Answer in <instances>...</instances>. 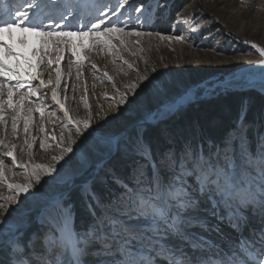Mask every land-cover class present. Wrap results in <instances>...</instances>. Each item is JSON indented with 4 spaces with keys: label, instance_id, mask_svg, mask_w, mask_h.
<instances>
[{
    "label": "snow or ice",
    "instance_id": "6c2138e0",
    "mask_svg": "<svg viewBox=\"0 0 264 264\" xmlns=\"http://www.w3.org/2000/svg\"><path fill=\"white\" fill-rule=\"evenodd\" d=\"M128 5L129 0H116V5L107 11L97 9L98 16L92 17L93 5L85 0H69L67 3L60 0L54 7L63 9L60 13L63 28L76 29L74 31L46 30L40 18L41 0H23L15 8H6V18L0 19V96L7 88V100L0 99V124L7 127L3 114L5 104L17 111L11 121L13 135H16L21 119L24 132H29L33 111L39 112L43 119L46 107L43 100L35 108H27L28 115H20L25 111V101L31 104V98L46 86L42 79L38 86L32 84L38 75L28 72L27 82L21 75L22 70L35 69L45 62L29 42V36L39 38L40 47L45 53L52 50L53 44L68 45L71 55L76 58L73 63L81 67L88 51L104 53L107 50L111 55L114 50L119 51L114 40L125 46L126 36L152 35L150 32L125 31L120 17L123 15L121 10ZM135 11L141 12V8L137 7ZM78 17L82 21L79 28H76V23H67L70 18L77 21ZM55 29H61V24H55ZM85 38L90 40V44L83 43ZM160 39L184 41L185 37L161 35ZM251 46L264 57V48L255 43ZM30 48L33 49L32 55L28 53ZM54 50L61 55L55 60L57 88L51 92V101L63 114L61 126L62 129H69V134L66 139L64 131H61L56 145L58 154L52 156V164L18 162L14 154L16 145L0 152V185H6L8 191L14 193L2 198L4 202L0 203V216L10 213L11 205L18 206L22 202L19 200L22 194H27L23 195L25 200L28 195L34 196L33 189L42 184V178L55 179L53 174L59 173L57 165L72 162L76 151L74 145L78 146V139L92 128L91 111L83 118L70 115L58 98L62 77L59 65L63 53L58 46ZM34 56L37 64H33ZM9 57L16 61L15 67L8 63ZM46 62L50 65L54 61L48 59ZM257 63L264 64V59ZM24 65L28 69H24ZM91 67L98 71L96 64ZM128 67L132 68L133 65L128 64ZM103 76L108 82H113V77L107 71ZM94 78L100 79L95 73ZM149 79L147 75L139 76L137 82L125 85L124 93L114 89L119 95V105L129 103L128 93L135 94L142 83ZM11 80L16 83L9 86ZM22 88L27 90L21 92ZM14 93L18 95L15 103ZM200 93L214 94L215 86L209 88L205 85L187 90L152 113L145 123L161 121L168 112L181 109ZM104 99L110 97L105 96ZM83 102L86 108L90 107L86 98ZM113 110L119 112L122 109L114 107ZM246 116L247 108L242 104L235 127L229 129L218 142H213L214 150L209 147L207 151L203 148L197 151L190 145L169 143L168 147L154 153L152 145L139 131L128 136L122 144L116 142L115 138L102 140L101 144L109 146V161L113 158L112 145L116 144L118 160L116 163L106 162L97 168L86 154L76 162L88 174V178L76 186L83 205L79 227L75 219V206L62 197L52 200L45 207L49 224L47 242L52 250L53 264H58L57 255L63 257L62 264H264V140L260 141L258 152L252 150L245 131ZM73 127L75 136L71 134ZM40 131L44 132L43 125ZM163 135L167 138L166 130ZM34 143V140H25L29 149L33 148ZM0 145L7 147L3 140H0ZM39 146L45 149L51 145L40 140ZM5 158H10V165ZM14 169L22 170L24 183L9 181V173L19 174ZM246 209L260 213L258 238L254 231L248 237L241 235L237 241L219 246L208 243L203 236L190 231L198 228L202 232L220 233V224L223 223L242 233L246 225L242 216ZM206 210L218 223L210 224L208 217L201 215ZM94 252L103 253L104 258L90 259Z\"/></svg>",
    "mask_w": 264,
    "mask_h": 264
},
{
    "label": "rangeland",
    "instance_id": "374dc122",
    "mask_svg": "<svg viewBox=\"0 0 264 264\" xmlns=\"http://www.w3.org/2000/svg\"><path fill=\"white\" fill-rule=\"evenodd\" d=\"M2 1L6 2L7 0ZM59 2L60 0H41L42 15L40 18L44 21L45 27L50 22L54 25L61 23L60 13L63 9L54 7V4ZM64 2L67 3L69 0H64ZM14 3L21 4L23 0H14ZM92 5L91 16L95 17L98 16L97 9L107 11L108 8L116 5V0H95ZM137 7L141 8V12L135 11ZM121 11L123 15L120 19L126 32L135 30L144 33L150 32L152 35L126 36L124 37L125 46H121L118 40H114L113 43L119 51L114 50L111 55L107 53V50L104 53L88 51L87 59L83 60L82 66L78 68L73 63L76 58L71 55L69 46L64 45L67 61L62 63V68L65 70L74 68L72 72L76 80L70 82L73 84L66 82L68 86H65L64 82L61 84V97L68 100L73 116L83 118L91 111L92 128L78 139V146L74 145L76 151L72 162L69 164L60 162L57 165L59 173L53 174L55 179L42 178V184L33 189L34 196L28 195L25 200L23 195L27 194H22L19 198L22 202H19L18 206L11 205L12 211L5 216H0V264H20L14 261L16 255L12 242L23 248V258L26 259L24 264H34L33 261L35 264H53L52 250L47 242L49 224L48 221H41L46 205L51 202L48 198L62 197L66 202L74 205L75 219L77 220L78 216L82 214L83 205L76 191V186L86 180L88 174L81 170L76 162L83 159L86 154L90 158L91 164L97 168L106 162L116 163L118 160L116 148L113 145V158L111 161L108 160L109 146L101 144L102 140L106 141L118 137V143L122 144L124 139L139 131L143 133L146 141L151 145L153 144L154 153L159 151L158 149L155 150V147L164 146L165 143L173 144V140L178 139L182 142L181 145H190L197 151L202 148L207 151L209 147L214 150L213 141H210L209 137H204L199 125L193 121V128L189 129V123L185 122L184 116L192 113L191 109H194L199 103L212 102L213 99H219L222 94L228 92L239 91L244 94L245 97L242 98L247 112H250L251 107L256 105V98L251 96L253 92H257L264 98L259 91L253 88L241 91L239 88L232 89L218 85L215 86L214 94L200 93L181 109L168 112L161 121L152 124L144 123L145 119L156 108L166 105L187 90L193 87L203 88L205 85L211 88L214 84L231 75L234 76L240 69L260 59L259 52L251 45L255 43L259 47L264 43V0H129V5ZM49 15L51 16L50 19H45ZM104 18L107 19V17ZM81 22L78 17L77 21L71 23H76L77 27L81 25ZM193 28L198 30L192 31ZM74 30L76 29H64V31ZM161 35L165 37L179 35L185 37V40H161ZM33 38V36H29V42L32 44L35 41V38L32 40ZM137 41L139 43H136ZM83 43L88 45L90 40L85 38ZM55 47L50 50L51 52L49 51L50 55L49 53L46 54L49 56L48 59L53 61L60 54L53 50ZM30 53H33V49ZM125 61L127 63H124ZM8 63L13 67L16 66V61L11 57L8 58ZM47 64H41L37 71L45 66L52 68V64ZM92 64L97 65L98 71L91 67ZM128 64L133 65V67L129 68ZM23 68L27 69V65H24ZM105 71L113 77V82H108L104 78L103 73ZM28 72L29 70L21 71L25 82L28 80ZM78 72L80 78L77 76ZM94 73L100 79H95ZM141 75H147L150 79L144 81L135 94L128 93L129 103L119 105V95L114 89H118L121 93L126 92L125 85L137 82ZM51 76L48 73L44 77L46 86L40 89L41 93L45 88H51L54 85ZM48 81H52V83L49 84ZM15 83V80H11L9 86ZM33 85L38 86L37 84ZM26 90V88H22L21 92ZM40 92L31 98V104L27 100L25 101V111L20 113L21 116L28 115L27 108L37 106L40 102ZM105 96L110 97V99H104ZM85 98L89 108L84 106ZM0 99L7 100V88H5L4 95L0 96ZM17 99L18 95L14 93L13 102L15 103ZM248 104H250L249 108L247 107ZM114 107H119L122 110L114 111ZM57 108L56 105L45 107L44 113L47 117L43 123L44 132H41V127L37 125L39 112L33 111L31 113L32 118L30 117L29 120V132L27 134L24 132L23 120L21 119L18 122L17 133L13 135L11 121L12 116L17 115V111L9 109L5 104L3 114L7 121V127L5 128L4 124H0V140H3L7 147L0 145V152L7 151L12 145H16L14 154L18 162L54 163L52 156L58 154L56 145L59 142L58 137L61 131H64L66 139L69 134V129H62L63 114ZM224 110H228L226 104ZM53 112L56 113L55 116L52 115ZM259 112L261 114L256 115V120L253 119L249 122L246 118L245 123V131L251 148L256 152L259 151L260 141L264 140V100ZM228 116L229 113H227ZM177 121L178 125H175L174 123ZM233 127H235V122ZM151 130H158L161 133L164 144H161L157 139L153 142L150 137H147ZM164 130L167 131V138L163 135ZM71 134L75 136L74 127L71 128ZM52 137H56V139H52ZM26 139L35 141L32 149H29L25 144ZM40 140H44L45 144L51 146L41 149ZM5 159L6 163L10 165V158ZM73 163L75 164L74 167ZM117 170L119 171L118 164ZM14 171L19 174L9 173V181L24 183L22 170L14 169ZM11 194L14 193H10L6 185H0V203L4 202L2 199L4 196ZM207 212L204 211L201 214L205 216L204 213ZM258 212V210H244L242 219H247L245 226L248 223H253L254 217L258 220ZM209 217L212 218L210 215ZM209 223L216 224V222ZM77 226L79 227V224ZM190 231L198 236L214 234L202 232L198 228L190 229ZM223 244L224 242H221L216 245L222 246ZM25 250H27V254H25ZM98 258H104V254L94 252L90 257V259ZM56 259L58 264H62L63 257L57 255Z\"/></svg>",
    "mask_w": 264,
    "mask_h": 264
},
{
    "label": "bare ground",
    "instance_id": "6f19581e",
    "mask_svg": "<svg viewBox=\"0 0 264 264\" xmlns=\"http://www.w3.org/2000/svg\"><path fill=\"white\" fill-rule=\"evenodd\" d=\"M95 0H86L85 2L86 3H89V4H93V2H94ZM11 6L12 7H16L17 5H15V4H11ZM51 15V14H50ZM49 15V17H51ZM54 16V15H53ZM72 22V20H71V18L69 19V21H67V23H71ZM60 23V22H59ZM61 24V29H55V25L54 24H52L51 22L50 23H48V24H46V30H48V29H52V30H64V29H67V28H63V22H61L60 23ZM81 26V25H80ZM80 26H77L76 28H79ZM17 34V33H16ZM34 37V36H33ZM32 38V37H31ZM35 38V41L37 42V43H34L33 42V45H34V47H35V49L37 50V54L39 55V56H42V57H44V60H45V62L44 63H41V64H45V63H47L46 61L48 60V57L49 56H47L46 54H48L49 53V55H50V52H47V53H45L44 52V50L40 47V40H39V38H37V37H34ZM34 38L32 39V40H34ZM31 39H30V41H32ZM31 43V42H30ZM32 44V43H31ZM64 45L65 44H60V45H56V44H53L52 46H51V48H54L55 46H58V47H60L61 49H62V53H63V59L61 60V63H60V65H59V67H60V69H61V72H62V77H61V83H60V85L58 86V98L61 100V103H64L65 104V106H66V108L69 110V112H70V115H73V113H72V111H71V106H70V104H69V102H68V100L67 99H62V97H61V91H60V86H61V84L64 82V84H65V86L67 85L68 86V84L66 83V82H69V84H73V83H70L71 81H73L75 78H74V74H73V72H72V70L74 69H70L69 70V68L68 69H63L62 68V63L63 62H66L67 60H66V51H65V47H64ZM39 46V47H38ZM260 48H264V43L262 44V46H259ZM31 48L30 49H28V53H29V55H32L30 52H31ZM54 50V49H53ZM69 51V50H68ZM56 55V54H55ZM61 55V53L59 54V56ZM47 57V58H46ZM57 57H58V55H57ZM56 60V59H55ZM259 60V59H258ZM55 62V61H54ZM38 62H37V60H36V58H35V56L33 57V64H37ZM41 64H39V66L41 65ZM54 64V63H53ZM53 64L51 65V67L52 68H49V67H44L43 69H40L39 71H37V68H39V66L37 67V68H35V69H28V66H27V69L29 70V72H31L32 73V75H38V79L37 80H34V81H32V83L33 84H37V85H39V81H40V79H44V77L45 76H47L48 75V73H50L52 76V80H53V86L51 87V88H45L44 90H42L43 92L41 93L40 91V94H41V96H40V99H39V101L40 100H43L44 101V104L46 105V107H50V106H53L54 104L52 103V101H51V92H52V90H53V88H57V85H56V83H55V81H56V76H55V68L57 67V64H54V66H53ZM48 65V64H47ZM72 68V67H71ZM78 68V67H77ZM76 69V68H75ZM82 70V69H81ZM22 71H24V70H22ZM75 71H77V70H75ZM258 72L259 70L257 69H255V68H250V67H247V68H242V69H240V71H238V72H236L235 74H234V76L232 77L231 76V78H230V80H228L227 82H224L225 83V85L224 86H227V87H230V88H232V89H240V88H242L243 86H247V85H254L255 84V86H256V80L254 79V78H256L255 77V74L253 73V72ZM39 72V73H38ZM80 72V71H79ZM80 78V77H79ZM83 79V78H82ZM81 79V80H82ZM76 80V79H75ZM84 80V79H83ZM85 80H86V78H85ZM77 81H79V80H77ZM76 82V81H75ZM81 83V82H80ZM79 83V84H80ZM81 85V84H80ZM85 85V84H84ZM82 86V85H81ZM254 87V86H253ZM256 87H258V85L256 86ZM195 87H193V88H191V89H194ZM248 89H250V88H248ZM255 90V89H254ZM47 91V92H46ZM186 104H188V103H186ZM186 104H184V106L186 105ZM57 106V105H56ZM164 106V105H163ZM163 106H160V107H163ZM25 107V106H24ZM58 107V106H57ZM159 107V108H160ZM57 109H59V108H57ZM50 111V110H49ZM165 111H167L166 109H165ZM39 116L37 117V125H39L40 127H41V125H43V123L45 122V119H46V117H47V115L44 113L43 114V119L41 118V114L39 113L38 114ZM31 118H32V116H31ZM36 129V128H35ZM125 140V139H124ZM123 140V141H124ZM122 141V142H123ZM118 142V141H117ZM114 145V144H113ZM74 163H73V167H74ZM58 197H53V198H48L49 200H53V199H57ZM45 211V210H44ZM43 211V214H42V216H41V221L42 222H46V221H48L47 220V217H46V215H45V212ZM207 211V210H206ZM205 214V216H207L208 217V220H209V222H216V223H218V221L215 219V218H210L209 217V213L207 212V213H204ZM202 215V214H201ZM258 219L260 218V213L258 212ZM203 216V215H202ZM252 218V217H251ZM252 221V220H251ZM220 226H221V229H222V232H220V233H214L213 235H211V236H203V238H204V240L205 241H207L208 243H210V244H217V243H221V242H224V244L223 245H226V244H229V243H231L232 241H237L239 238H240V236L242 235V236H244V237H248V236H250L253 232H250L249 231V228L247 229V231L246 232H242V233H237L236 231H234L233 229H231V228H229V227H226L223 223H221L220 224ZM261 226H260V224L259 225H257V223H256V218L254 217V222L252 223V230H258L259 228H260ZM257 236V235H256ZM258 238V237H257ZM12 244L14 245V252H15V258H14V261H16V262H18V263H26V259L25 258H23L24 256H23V248L22 247H18L14 242H12ZM222 245V246H223ZM221 246V245H220ZM215 258V257H214ZM33 263L35 264V261H33Z\"/></svg>",
    "mask_w": 264,
    "mask_h": 264
},
{
    "label": "trees",
    "instance_id": "16d2710c",
    "mask_svg": "<svg viewBox=\"0 0 264 264\" xmlns=\"http://www.w3.org/2000/svg\"><path fill=\"white\" fill-rule=\"evenodd\" d=\"M243 93L238 92H228L226 94H222V97L217 98L216 100L213 99L211 102H203L199 103L194 109L192 113L186 114L184 116L186 119L185 122L189 123V129L193 128L192 122L195 121L197 125H199L200 130L203 131L204 137L210 138V141L218 142L227 132L234 126V122L237 119L238 112L243 104ZM255 100V106L251 107L250 112H247V120L249 122L256 120V115L260 113V109L262 108L264 98L260 96L257 92H253L251 95ZM243 97V98H242ZM239 99V100H238ZM231 101V102H230ZM226 104L227 111L224 110V105ZM250 104H248L249 108ZM227 113L229 116L227 117ZM261 114V113H260ZM197 120V121H196ZM260 120V118H259ZM178 125V121L174 123ZM227 130V131H226ZM144 136V135H143ZM147 137L154 141L159 140L161 144L163 143V139L161 138V133L158 130H151ZM186 140V139H184ZM151 141V140H150ZM152 142V141H151ZM173 144L181 145L182 142L178 140H173ZM153 145V144H152ZM168 147V144L165 143L164 146H158L154 149L163 150V148ZM76 200V199H74ZM81 215L78 216L76 223L80 224Z\"/></svg>",
    "mask_w": 264,
    "mask_h": 264
},
{
    "label": "water",
    "instance_id": "95a60500",
    "mask_svg": "<svg viewBox=\"0 0 264 264\" xmlns=\"http://www.w3.org/2000/svg\"><path fill=\"white\" fill-rule=\"evenodd\" d=\"M260 59H264V57H261L260 56ZM259 59V60H260ZM258 60V61H259ZM246 67H250V68H255L256 70L258 69L259 71L257 72H253L254 74H255V77L256 78H254L255 80H256V86L258 85V87H256L255 86V84L254 85H247V86H243L242 88H240L239 90H241V91H243V90H246V89H248V88H253V89H255V90H257V91H259L260 93H261V95H263L264 96V64H260V63H257V61L256 62H254V63H252V64H250V65H248V66H246ZM245 67V68H246ZM232 76V75H231ZM231 76H229V77H231ZM226 78V79H224L223 81H220V82H218L217 84H214V86H218V85H225V84H223L224 82H227L228 80H230V78ZM254 86V87H253ZM213 87V86H212ZM163 107H160V108H158V109H162ZM157 108L152 112V113H154V112H156L157 110H158ZM152 113H150L149 114V116L152 114ZM148 116V117H149ZM146 120V119H145ZM145 123V122H144ZM117 138L118 137H116L115 138V141L117 142L118 140H117ZM113 147L114 148H116V144H114L113 145Z\"/></svg>",
    "mask_w": 264,
    "mask_h": 264
}]
</instances>
